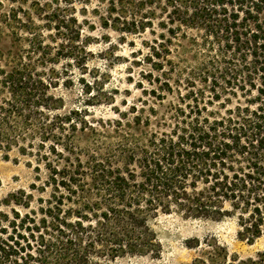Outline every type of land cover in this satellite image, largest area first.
<instances>
[{"label": "trees", "instance_id": "16d2710c", "mask_svg": "<svg viewBox=\"0 0 264 264\" xmlns=\"http://www.w3.org/2000/svg\"><path fill=\"white\" fill-rule=\"evenodd\" d=\"M104 1L101 27L122 35L153 30L159 11L166 34L150 47L154 71L171 65L168 44L193 32L202 57L187 74L188 93L179 97L168 131L143 137L131 127L115 144L81 157L76 134L85 126L76 113H60L64 101L52 90L62 76L56 66H85L83 24L73 5L62 8L59 0L14 16L21 53L0 72V150L15 148L43 163L51 193L38 213L0 211V264L158 259L162 247L152 225L161 215L235 218L240 241L264 238V0ZM139 124L136 118L133 126ZM30 198L22 191L0 206L28 208ZM215 250L224 264H264L262 252L241 260ZM217 256L209 262H219Z\"/></svg>", "mask_w": 264, "mask_h": 264}, {"label": "rangeland", "instance_id": "374dc122", "mask_svg": "<svg viewBox=\"0 0 264 264\" xmlns=\"http://www.w3.org/2000/svg\"><path fill=\"white\" fill-rule=\"evenodd\" d=\"M37 5L55 7L57 4L53 0H0V72L9 71L14 59L21 53L16 40L18 24L13 20L14 16L23 17L24 12L32 14ZM59 5L62 8L73 5L75 16L83 24V39L87 40L85 66L66 61L56 66L62 76L58 87L52 90L64 101L60 113H76L75 118L85 126L81 130L79 125L80 130L76 134L79 155L82 157L115 144L121 134L131 127H134L136 135L143 137L168 131L174 123L175 108L181 105L179 97L188 93L187 74L196 68L197 60L202 57L193 46V32L188 31L185 38L168 44L170 55L167 60L171 61V65L158 72L153 70L148 57L154 39L160 41L159 35L166 34L158 26L162 21L159 11L153 30L140 35H122L101 27L99 17L106 7L104 0H59ZM171 67L173 72L169 71ZM165 82L169 83L171 93L167 92ZM1 97L0 94V101ZM219 108L213 106L210 111L223 114L224 111ZM136 118H139V126H133ZM117 121L121 122L120 126L116 125ZM47 175L44 164L36 162L35 158L23 156L15 148L8 153L0 150V201L22 191L24 197H31L28 208L10 204L1 205L0 211L10 216L11 209L22 216L38 213L50 198L51 189L45 190ZM152 227L162 247L158 259L125 256L109 264H193L195 259L211 264L209 257L217 254L220 256L214 259L221 260L216 264H224L223 253L215 250L216 247L225 248L229 259L236 255L245 260L264 253V238L252 245L238 239L239 227L235 218L213 222L183 219L175 214L161 215ZM188 243H191V248Z\"/></svg>", "mask_w": 264, "mask_h": 264}]
</instances>
